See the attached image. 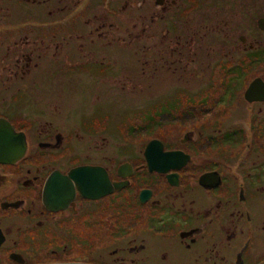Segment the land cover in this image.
<instances>
[{"label": "flooded vegetation", "instance_id": "af4514ba", "mask_svg": "<svg viewBox=\"0 0 264 264\" xmlns=\"http://www.w3.org/2000/svg\"><path fill=\"white\" fill-rule=\"evenodd\" d=\"M14 154L0 264H264V0H0Z\"/></svg>", "mask_w": 264, "mask_h": 264}, {"label": "rangeland", "instance_id": "374dc122", "mask_svg": "<svg viewBox=\"0 0 264 264\" xmlns=\"http://www.w3.org/2000/svg\"><path fill=\"white\" fill-rule=\"evenodd\" d=\"M125 92H127V90L107 93L104 101L108 111V116L116 117L123 122H126L129 118L136 116L137 113L140 116L143 114L142 118L145 119L147 117V107H157L159 105H163L166 101V94L163 93L153 94L144 91L142 93H137L131 98ZM133 100L137 102V107L135 106L136 108H131L129 105ZM116 118L111 119L110 121L117 123Z\"/></svg>", "mask_w": 264, "mask_h": 264}, {"label": "water", "instance_id": "95a60500", "mask_svg": "<svg viewBox=\"0 0 264 264\" xmlns=\"http://www.w3.org/2000/svg\"><path fill=\"white\" fill-rule=\"evenodd\" d=\"M252 90V89H251ZM250 92V91H249ZM12 130V128H11ZM13 132V130H12ZM20 147L16 150V152H19L20 151ZM11 157H15V154L14 155H11V156H3V155H0V162H7L8 160L7 159H10Z\"/></svg>", "mask_w": 264, "mask_h": 264}]
</instances>
